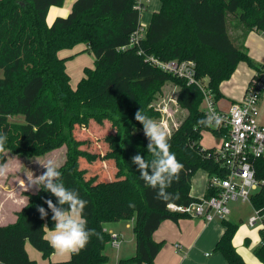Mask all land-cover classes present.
Instances as JSON below:
<instances>
[{
  "label": "trees",
  "instance_id": "16d2710c",
  "mask_svg": "<svg viewBox=\"0 0 264 264\" xmlns=\"http://www.w3.org/2000/svg\"><path fill=\"white\" fill-rule=\"evenodd\" d=\"M64 1L0 0V132L14 133L15 146L23 153L68 145L67 160L59 171L65 186L88 201L84 211L88 227L102 239L93 236L79 254L52 264H106L111 233L105 224L131 219L136 252L120 258L118 264L154 263L162 247L154 232L167 219L189 216L170 211L132 164L137 153L152 159L146 136L134 133L129 126H142L135 113L141 110L149 117L147 105L155 93L168 80L179 81L177 102L187 115L168 135L171 151L184 165L179 181L167 189L179 193V199L171 201L176 204L201 199L190 193L192 177L199 169H205L209 178L226 176V169L216 159V147L204 148L201 143L203 131L211 130L218 138L223 132L197 123L206 117L204 95L197 84H187L185 79L153 66L137 46L130 45L131 35L142 26L135 0H75L66 16H57L48 24L50 7L62 6ZM160 1L141 47L164 60H194L197 79H207L216 103L223 97L221 83L231 78L241 61L258 71L251 80L264 71V64H257L245 45L251 31L264 34V0ZM80 43L94 54L95 62L93 68L85 67V75L73 88L66 68L73 56L62 57L60 52ZM106 118L118 129L105 137L108 148L95 153L82 148L84 141L74 134L76 126L88 127L92 119L102 124ZM81 159L88 166L81 167ZM96 162L93 172L89 166ZM256 171L257 177L264 179V157L256 161ZM88 173L90 178H86ZM216 193L208 184L204 197ZM26 194L29 201L18 212L17 221L0 226L2 264H37L27 253V240L46 258L54 252L44 229L45 222L54 227L51 212L41 219L37 208L47 210L44 201L56 203V198L43 189L36 195ZM252 203L264 208V186L253 194ZM237 229L238 224L226 222L225 234L215 249L225 255L228 264H250L233 244ZM253 252L264 264V245L259 244Z\"/></svg>",
  "mask_w": 264,
  "mask_h": 264
},
{
  "label": "crops",
  "instance_id": "0c3cea01",
  "mask_svg": "<svg viewBox=\"0 0 264 264\" xmlns=\"http://www.w3.org/2000/svg\"><path fill=\"white\" fill-rule=\"evenodd\" d=\"M74 2L75 0H65L63 6H51L47 14V22L51 21L52 23L57 16H66L71 11ZM245 45L248 49L250 57L257 64H264V34L256 30L251 31L246 37ZM85 49L86 45L80 43L73 47L72 50H62L63 52L69 50L71 53H66V55L60 56L65 57L72 55V58H74V54H78L80 52L83 53ZM68 61L66 62V68L69 73ZM86 67L93 68L94 65ZM84 69L81 78L85 75ZM257 72L258 71L251 67L247 62L241 61L231 78L221 83L220 90L223 94V97L217 101V106L222 110H228L233 102L241 100L251 78ZM259 107L260 121L264 124V91L260 99ZM203 147L210 148L205 147L204 145ZM209 179L208 172L205 169H199L192 177L190 193L196 197H203L207 191ZM2 191H4L3 188ZM3 193V198L0 201V226L15 222L17 219L15 212L21 210L28 202V198L26 196H20L16 203L14 202L10 204L11 198L6 195L5 191ZM250 205L254 210V206L251 203ZM231 212L232 209L230 208V213ZM228 221L238 224L239 228L240 225L238 221L236 222L229 220L227 217L224 219L216 218L210 222L205 221L201 217H182L177 221L172 219L163 221L153 235L157 242L162 243V247L156 256L154 263L228 264V260L226 259L225 255L215 249L216 244L225 234L226 222ZM239 221L241 222L243 219L239 218ZM45 225L48 227H44L46 237L51 228L48 226L47 222H45ZM133 227L134 219L122 222H109L105 224V229L107 231L110 233H119L122 237L121 246L119 249H117L115 260L112 264H118L120 258H128L135 254L136 235L133 231ZM250 227V229H245L242 232L237 229L233 238V244L237 251L248 263L262 264L260 259L252 253V249L254 250V248L258 246L259 243L255 229L256 227ZM257 231L261 238L260 229L258 228ZM252 239H254L256 242L254 245H252ZM244 242L250 243L249 249L244 247ZM177 245H180L181 247H177ZM25 247L29 257L35 260L37 264L61 263L70 260L72 257V255L60 256L54 251L49 257L46 258L44 257L43 252L37 249L29 240L26 241ZM106 250L109 256L108 262L106 264H111L113 255L108 253V246Z\"/></svg>",
  "mask_w": 264,
  "mask_h": 264
},
{
  "label": "built area",
  "instance_id": "2783aa9c",
  "mask_svg": "<svg viewBox=\"0 0 264 264\" xmlns=\"http://www.w3.org/2000/svg\"><path fill=\"white\" fill-rule=\"evenodd\" d=\"M150 0H135V8L140 12ZM146 35L142 26L130 37V45L137 46L146 60L153 66L183 78L187 84H197L204 95L202 108L207 114L212 111L220 117V123L213 125L223 132L221 144L216 147L215 156L226 169V176L214 175L209 179V185L217 189V193L210 197H201L199 201L187 205L172 203L167 208L172 212L185 213L189 217H201L210 222L216 218L224 219L230 214V201L249 202L253 206L252 196L264 186V179L257 177L256 161L264 157V124L260 121V99L264 91V71L253 78L241 100L231 104L228 110L220 109L215 100L207 79L203 81L196 77V62L194 60H164L147 53L140 45ZM204 105V106H203ZM162 110H167L162 106ZM168 123V121H167ZM164 120L163 126L167 127ZM161 124V125H162ZM178 126V125H177ZM176 126V127H177ZM252 227H258L261 232L260 245H264V208L254 206V214L249 218ZM110 243L119 249L122 237L119 233H111ZM177 247H181L177 245ZM142 264H155L143 262Z\"/></svg>",
  "mask_w": 264,
  "mask_h": 264
},
{
  "label": "rangeland",
  "instance_id": "374dc122",
  "mask_svg": "<svg viewBox=\"0 0 264 264\" xmlns=\"http://www.w3.org/2000/svg\"><path fill=\"white\" fill-rule=\"evenodd\" d=\"M160 6V0H150L146 3L140 15V22L144 29H147L152 12L156 9L158 10ZM47 23L50 24L51 21ZM66 53L71 52L69 50L66 52L61 51L60 55L64 56L66 55ZM94 60V54L88 50H84L83 53L80 52L78 54H74V58H72L71 60L69 59L68 70L71 76V85L73 88H76L77 83L81 79L84 67L93 66ZM1 72L2 71L0 70V73ZM180 86L181 85L179 84V81L177 79L168 80L163 84L161 90L155 93L153 99L147 105L150 118H152L160 125L162 124L163 120L166 123L168 121L167 127H164L168 135L177 125L182 122V120L187 115V110L185 108H182L177 102V94ZM162 106H166L167 110L165 112L162 110ZM103 120L104 121L102 124H99L97 123L98 121L92 119L88 127H84L81 125L76 126L74 134L77 139L84 141V145H82V148L87 149L92 153L99 152L102 149L106 150L108 148V144L105 142V137L108 135L116 134L118 129L117 126L114 125L112 119L106 118ZM129 126L132 128L131 130L134 131V133L136 131L140 132L142 135H145L143 126ZM161 126H163V124ZM0 134L4 133L0 132ZM15 140L16 137L14 133L8 134L5 146L6 151L4 153H0V165L7 164L9 166V171L7 172V174L0 177V201L3 198L2 195L5 191L6 195L11 198L10 204L14 202L16 203L17 199H19L20 196H26L29 201V196L26 194L27 192L34 195L39 192V190H37L34 186L30 187V181L33 178L43 174V172L45 171L41 164L46 163L48 159H54L60 164L61 168L65 164V161L68 157V145L66 143L51 150H45L44 148H35L30 153H23L15 146ZM202 144L205 147L219 146L221 144V139L215 137L214 133L211 130H205L203 131ZM81 160V167L88 166L85 160ZM97 164L98 162L91 163V166H89L91 167V170H94L93 172H95ZM86 178H90L89 173L86 174ZM2 188L4 189V191H2ZM228 205L232 209V212L227 216V218L229 220L239 222L240 226L238 230H240V232L245 229H250L251 227L248 224V219L251 215L254 214V210L250 203L242 201H230ZM19 211L15 212L17 216ZM239 218H242L243 221L240 222ZM255 229L257 232L259 243L260 235L257 231L258 227H256ZM255 243V240L252 239V245H254ZM244 247L249 249L250 243L244 242ZM116 252L117 249L109 244L108 253L113 255L111 264L115 260ZM252 253L254 254L253 249Z\"/></svg>",
  "mask_w": 264,
  "mask_h": 264
},
{
  "label": "clouds",
  "instance_id": "9594fccd",
  "mask_svg": "<svg viewBox=\"0 0 264 264\" xmlns=\"http://www.w3.org/2000/svg\"><path fill=\"white\" fill-rule=\"evenodd\" d=\"M134 118L143 126L144 134L148 139L147 151L152 154V159L146 160L137 153L131 158V162L137 166L140 179L152 189L157 190L156 198L167 202L168 207H172L171 201L179 199V193H169L167 189L171 187L173 181H179L184 165L171 151L168 133L164 127L144 115L141 110L135 113ZM197 123L203 126L218 125L220 117L210 111ZM6 142L7 135L0 134V153L6 151ZM41 165L45 171L30 181V187L34 186L37 190L43 189L56 198V203L51 199L44 201L47 210L43 206L37 208L41 219H45L50 211L54 222V227L45 238L60 256L79 254L86 248L91 237L96 236L97 239H102L100 233L88 227L84 215L88 201L81 198L75 189L65 186L62 173L59 171L60 164L56 160L48 159ZM8 171L7 164L0 165V177L5 176ZM44 227L48 228L47 225Z\"/></svg>",
  "mask_w": 264,
  "mask_h": 264
}]
</instances>
